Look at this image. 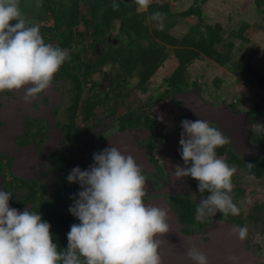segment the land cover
<instances>
[{
	"label": "flooded vegetation",
	"instance_id": "1",
	"mask_svg": "<svg viewBox=\"0 0 264 264\" xmlns=\"http://www.w3.org/2000/svg\"><path fill=\"white\" fill-rule=\"evenodd\" d=\"M35 1L21 2L28 24L37 26L44 41L58 44L69 58L52 85L32 101L23 100V89L0 93V190L12 193L10 207L38 211L50 230L64 225L70 231L79 223L68 211L70 197L82 189L69 183L67 175L77 166L90 169L94 153L114 146L133 155L146 178L145 202L164 199L181 234L209 241L221 226H246L247 241L233 238L253 264H264V102L243 94L207 99L185 75L183 84L173 88L171 74L151 94L150 78L144 81L138 68L131 73L125 69L128 48L121 43L126 37L119 30L111 34L115 22L120 28L119 20L108 28L100 26L113 0H43L41 11ZM132 1L116 0L117 9H132ZM253 3L264 11V0ZM195 88L206 103L224 105L210 123L228 139L216 151L237 169L230 195L240 213L229 215L223 224L219 212L204 223L195 219V209L208 193H200L191 177L173 176V189L164 191L168 172L159 148L165 135L181 124L183 108H196L193 98L178 103L175 95ZM247 163L253 164L254 179L248 178ZM175 165L185 167L179 151Z\"/></svg>",
	"mask_w": 264,
	"mask_h": 264
},
{
	"label": "clouds",
	"instance_id": "2",
	"mask_svg": "<svg viewBox=\"0 0 264 264\" xmlns=\"http://www.w3.org/2000/svg\"><path fill=\"white\" fill-rule=\"evenodd\" d=\"M21 2L0 0V93L23 89V100L29 102L52 85L69 57L58 44L46 43L37 26L28 24ZM150 3L135 0L136 10H147ZM112 7H119L116 0ZM151 19L163 30V13L155 11ZM181 127L178 151L185 167L175 165L173 176L191 177L200 193H208L195 209L198 222L219 212L223 224L229 215L240 213L230 195L237 169L216 151L228 139L208 121L185 119ZM93 161L90 169L77 166L66 177L82 190L70 197L73 203L68 211L79 223L70 226L64 251H58L51 225L38 211L11 208L12 193L0 190V264H162L158 237L170 232L169 215L165 208L145 202L141 166L133 155L122 154L114 146L94 153ZM247 164L248 178L254 179L253 164ZM229 235L240 242L249 239L246 226L233 224ZM186 255L192 264H209L195 246ZM236 259L228 257L231 264Z\"/></svg>",
	"mask_w": 264,
	"mask_h": 264
},
{
	"label": "trees",
	"instance_id": "3",
	"mask_svg": "<svg viewBox=\"0 0 264 264\" xmlns=\"http://www.w3.org/2000/svg\"><path fill=\"white\" fill-rule=\"evenodd\" d=\"M179 0H151L147 10L137 11L136 9H105L103 19L100 26L108 28L112 25L115 19L119 20V33L125 35L130 46L124 56L125 69L131 73L134 69L139 70V74L144 81L149 79L153 73L160 67L166 58H173L177 61V66L172 70L169 81L173 88H178L183 84L186 68L192 61L205 57L219 66L229 67L230 73L237 79L255 84L257 88L264 89V76L259 75L255 69L249 64H243L236 60L231 54L232 40L236 39L242 44L250 43L255 35L256 29L247 23H241L236 30L230 31L226 40L222 38V28L220 25L213 26L204 24L202 30L201 23L190 28L192 36H185L178 40L169 34L170 28L173 27L176 16H195L201 18V13L197 7L198 0H193V4L185 12L174 13L172 7ZM202 1V0H201ZM155 11H160L164 14V28L159 27L149 30L145 24L147 19L149 22L155 23L151 19V15ZM128 15H125L127 14ZM169 22L165 24V20ZM143 41V45H141ZM165 46L174 47L170 54L165 53ZM220 48H224L221 50ZM216 85L220 83L215 80ZM200 82V79H199ZM186 83V82H185ZM195 86L202 88L198 82ZM52 233L53 242L56 243L58 251H64L67 246L68 227L62 225L50 230Z\"/></svg>",
	"mask_w": 264,
	"mask_h": 264
},
{
	"label": "rangeland",
	"instance_id": "4",
	"mask_svg": "<svg viewBox=\"0 0 264 264\" xmlns=\"http://www.w3.org/2000/svg\"><path fill=\"white\" fill-rule=\"evenodd\" d=\"M254 0H198L197 7L201 13V18L197 19L195 16H176L174 19L173 27L170 28L169 34L180 40L183 37L189 35L192 36L190 28L197 23H201L199 26L202 30L204 24L215 25L218 24L222 28V38L226 40L230 31L236 30L238 26L245 22L256 31L254 39L248 44H242L236 39L232 40L231 54L236 57V60L240 63H249L255 71L264 76V11L255 7ZM44 1L40 2L37 6V10L41 11ZM193 0H179L175 2V6L172 7V12L182 13L190 8L193 4ZM133 11L137 9L135 0L132 1ZM145 11V10H142ZM169 22L165 20V24ZM145 24L149 30L158 28V24L145 20ZM118 24L115 22L114 27L111 28L112 36H116L118 33ZM127 41L126 39H124ZM121 42L123 40L121 39ZM128 49L130 46H126L127 42L121 43ZM116 46H114L115 48ZM174 47L165 46L164 50L166 54H170ZM224 50V48H220ZM177 66V61L173 58H166L165 61L158 67L149 80V89L152 94L156 91L164 80L165 77L171 74L172 70ZM185 76L188 78V82H198L202 87V94L204 98L223 97L231 95H241L250 97L253 101L264 102V89H259L255 84L248 83L243 79H237L233 76L229 67L219 66L215 62L201 57L191 62L186 68ZM200 79V82H199ZM220 83L216 85V81Z\"/></svg>",
	"mask_w": 264,
	"mask_h": 264
},
{
	"label": "water",
	"instance_id": "5",
	"mask_svg": "<svg viewBox=\"0 0 264 264\" xmlns=\"http://www.w3.org/2000/svg\"><path fill=\"white\" fill-rule=\"evenodd\" d=\"M40 2L36 3L35 1L36 5H40ZM175 97L178 103L180 101L184 102V98H193L194 100L192 102L196 104V108L190 106L189 109L184 104L182 120L188 119L195 121L200 119L210 122L213 120L212 114L223 112V104L213 106L210 103H206L201 97L198 88H195L191 93H177ZM181 131L182 127L180 124L175 130L168 132L159 148L160 156L164 160L168 172V180L164 183V191H171L174 187L173 180H171L173 179L174 171L173 162L175 153L180 148L179 140L181 139ZM176 140L178 141L176 142ZM146 203L165 208L169 215L168 223L170 225V232L158 237L161 240L158 252L162 258V264H192L187 258L186 253L193 246L201 250L208 257L209 264H231L228 260L229 256L237 258L236 264L254 263L251 256L239 247L238 241L229 235V227L221 226L216 229L215 235L209 241H203L197 237L185 236L180 233L177 217L164 199H151Z\"/></svg>",
	"mask_w": 264,
	"mask_h": 264
}]
</instances>
